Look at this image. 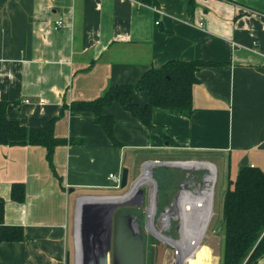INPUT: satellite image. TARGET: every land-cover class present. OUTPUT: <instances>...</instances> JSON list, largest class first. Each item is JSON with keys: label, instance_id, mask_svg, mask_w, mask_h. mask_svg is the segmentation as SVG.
Listing matches in <instances>:
<instances>
[{"label": "crops", "instance_id": "0c3cea01", "mask_svg": "<svg viewBox=\"0 0 264 264\" xmlns=\"http://www.w3.org/2000/svg\"><path fill=\"white\" fill-rule=\"evenodd\" d=\"M59 21L64 26L56 29ZM171 60L222 65L197 73L191 118L154 109L153 125L169 137L168 146L114 104L104 113L115 119L121 147L90 113L66 111L55 135L82 143L55 150V172L44 147H0L3 225L22 227L25 235L0 243V264H67L68 255L69 264H81L79 201L116 194L110 175L121 178L125 168L135 181L149 163L207 154L226 159L235 176L246 160L264 170V0H196L188 18L135 0H0V101L10 104L9 120L23 126L45 127L65 103L136 85ZM134 101L145 106L149 95L137 93ZM197 164L183 167L205 166ZM15 184L25 186L23 203L12 200ZM201 188L204 205H213L210 189ZM208 249L222 264L221 251Z\"/></svg>", "mask_w": 264, "mask_h": 264}, {"label": "trees", "instance_id": "16d2710c", "mask_svg": "<svg viewBox=\"0 0 264 264\" xmlns=\"http://www.w3.org/2000/svg\"><path fill=\"white\" fill-rule=\"evenodd\" d=\"M157 9L164 8L171 15L181 18L192 17L196 0H191L189 10L183 13L182 0H135ZM232 2V0H221ZM221 63L204 60H171L161 68L148 70L136 85H118L110 87L101 97L93 101L65 103L58 117L41 128H29L9 120V103L0 101V147L1 146H40L47 150V160L55 172L54 155L59 146L78 144L76 139H62L55 135L56 122L66 111L86 112L93 117L95 124L101 126L113 146L121 147L115 137V119L105 115L107 107L119 104L151 132L154 109L169 114L191 118L194 113L193 88L199 83L197 73L206 67L221 66ZM147 92L149 103L140 106L134 101V95ZM165 141H170L165 140ZM163 170L167 171V168ZM170 171V170H169ZM157 173L159 182L166 178ZM26 189L23 184L12 187V200L23 203ZM5 201L0 198V243L21 242L25 239L22 227H7L4 224ZM224 221L228 222L225 234L222 264H258L264 257V170L259 167L243 165L236 179L229 181L224 197ZM120 214V213H118Z\"/></svg>", "mask_w": 264, "mask_h": 264}, {"label": "rangeland", "instance_id": "374dc122", "mask_svg": "<svg viewBox=\"0 0 264 264\" xmlns=\"http://www.w3.org/2000/svg\"><path fill=\"white\" fill-rule=\"evenodd\" d=\"M195 157L197 159H202V160L204 159V161L192 160L188 162L210 163V165L214 164L217 167L216 181L213 188L214 191H213L212 211L210 215L207 216L208 227L206 226L205 233L203 234L200 240V245L202 243L208 248L213 249L215 253H219V251H221V254L223 255L224 244H225V234L223 232V225L225 222L224 213H223L224 197L229 188V181L231 180V178L236 179V176L235 173H233V171L230 170L227 160L223 159L222 157L210 156L207 154H201ZM163 169L164 168L162 167L155 170V172L159 171L158 173L160 176H164V178H166L165 181H163V184L159 182V177L157 173L155 175L154 172V178L155 181L157 182V194L156 192H154L155 185L152 181L143 182L144 184L140 181V186L138 188L137 194L130 199L121 201V203L123 202L125 203L117 209L114 216L116 218V215H118V213L133 214L136 217V219L139 221L140 232H141L140 235L144 238L145 241L146 264H177L179 262H182V264H190V262L188 261H185L184 263L183 259L180 260L182 256V252L184 253L185 256H188L190 252L183 251V248L186 246V241L185 238H183L185 229L183 228L182 223H180L182 209L179 208V199L185 197L184 195H182V193L185 192L186 196L190 200H192L193 197L192 193H194L195 190H198L203 186H205V191H208L210 189V185L212 181V174H213L212 168L206 166H196V167L186 166V167H170L167 168V171ZM140 177H138L135 181H137ZM134 178H135L134 174L131 173L129 177L128 187H126L125 189L120 188L116 190L115 189L110 190V192H114L116 194H108V196L124 197V195L127 194L126 192L129 191L131 185L135 182ZM140 190L143 191L142 196H138L141 195ZM201 191L202 188L200 189L199 192ZM155 198H156L155 223L157 224L158 219L161 217L159 225L161 226V228H163L166 231L164 232V235L169 239L179 241L180 244L182 245L181 249L171 243L160 240L156 235L149 233V231L146 229L147 214L150 211V207L154 205ZM202 199H204L203 202H199L200 213H201V208L204 205V202L207 200L205 197H203ZM208 205L209 203L204 205V208H202L201 218L203 222L204 219L206 218L205 217L207 214L206 207ZM168 207H171V209L166 211ZM192 209L193 206H189L188 208L189 220H192V217L196 216L193 213ZM106 215L107 212L104 210L101 211L100 213L99 212L94 213V217L96 218V220L99 219L104 220ZM169 220L171 221L172 224H170ZM197 256H201L204 262L209 259L208 257L209 255L207 253H203Z\"/></svg>", "mask_w": 264, "mask_h": 264}, {"label": "water", "instance_id": "95a60500", "mask_svg": "<svg viewBox=\"0 0 264 264\" xmlns=\"http://www.w3.org/2000/svg\"><path fill=\"white\" fill-rule=\"evenodd\" d=\"M184 3L183 13L186 15L191 0H182ZM153 134L160 136L164 140H169V137L163 132L161 128H155ZM166 145H169V141H166ZM185 163L189 162H153L149 163L154 166L150 167L152 171V182L155 185L154 192L157 194V182L154 178V172L156 169L165 167H183ZM204 163V162H203ZM210 164V163H207ZM143 170L141 177L137 180L139 181L144 176ZM243 165H248V161H244ZM135 181L131 187L129 195L135 186ZM129 185V170L124 169L121 174V189H125ZM110 198V197H109ZM121 198V197H115ZM85 199V198H84ZM88 199V198H87ZM91 199H103L102 197H91ZM80 202V201H79ZM123 203L109 204V203H86L81 208V253L80 260L81 264H146L145 261V241L140 235V224L139 221L133 214H119L115 221V230H113L114 215L117 209L123 205ZM79 207V205H78ZM168 207L166 211L170 210ZM106 211L107 215L104 220H96L94 213H100L101 211ZM165 214V213H163ZM95 218V219H94ZM161 218V217H160ZM160 218L157 224L153 218L152 226L149 221V215L147 214V224L146 229L153 235L158 234L164 235L166 232L159 225ZM170 221V220H169ZM170 224L171 221H170ZM228 222L225 221L223 225L224 234L227 233ZM114 231V232H113ZM169 239L168 237H166ZM160 239V238H159ZM161 240V239H160ZM172 240V239H170ZM178 242L176 240H172ZM70 255H68L67 264H69ZM79 259V257H78ZM80 260H78L80 262ZM177 264H182L181 262Z\"/></svg>", "mask_w": 264, "mask_h": 264}, {"label": "bare ground", "instance_id": "6f19581e", "mask_svg": "<svg viewBox=\"0 0 264 264\" xmlns=\"http://www.w3.org/2000/svg\"><path fill=\"white\" fill-rule=\"evenodd\" d=\"M198 164L199 165L209 166V167H211L213 169L212 182H211L210 193H209L210 194V198H212L213 191H214L213 188H214V184H215V181H216V168H215V166L207 164V163H198ZM150 165H152V164H150ZM150 165H148V166H150ZM144 172H146L147 175L144 174V176L139 181H137L135 183L133 191L129 195L125 196V197H121V198H106V199L105 198H103V199H91V198H88V199L81 200L79 202L78 225H77L78 233L80 232V227H81V208H82V206L84 204H86V203H109V204L111 203V204H116L117 202L121 203V201H124V200H127V199H130V198L134 197L137 194V192H138V188L140 186V181L142 183L143 182L152 181V179H151L152 176H150L148 167H147V169ZM200 189L201 188H199L198 190H195V192L192 193L193 194L192 200H190L186 196L185 192L182 193V195H184L185 197L179 199V208L182 209V215H181V218H180V223H182V226L185 229L183 238H185V241H186V246L183 248V251L190 252L188 256H185L184 253L182 252V256H181L180 260L183 259L184 263H185V261H188V262H190V264H204V263L205 264H217L216 259H214L211 256L210 250L208 248L200 245V240H201L203 234L205 233V229H206L207 221H208V217L205 218L204 222H203V220L201 218L202 212L200 213L199 199H201L202 196L200 195V192H199ZM190 201H192V202H190ZM211 202H212V200H211ZM211 202H209V205H208L209 215H210V213L212 211V203ZM182 204H183V206H182ZM189 206H193L192 210H193V213L196 215L195 217H192V220L188 219V217H189L188 216L189 215V211H188ZM154 209L156 211L155 203H154V205H152L150 207L151 218L149 219V221H151V224H152L153 218L155 216ZM157 234L159 236L158 238H160L161 240L166 241L168 243H171V244L177 246L180 249L182 248V245L180 244L179 241L178 242H174V241H172L170 239H167L166 237H164L163 235H161L159 233H157ZM79 240L81 242V235H80V239ZM203 253H207L209 255L208 256L209 259L207 261H205V262L203 261V258L201 256H197V255H201Z\"/></svg>", "mask_w": 264, "mask_h": 264}, {"label": "built area", "instance_id": "2783aa9c", "mask_svg": "<svg viewBox=\"0 0 264 264\" xmlns=\"http://www.w3.org/2000/svg\"><path fill=\"white\" fill-rule=\"evenodd\" d=\"M157 24H159V22ZM63 26L64 25H63V23L61 21H59V22L56 23V29L61 28ZM200 27H203V24H200ZM257 46H258V43L255 42L254 45H253V47L255 48ZM110 179H112L115 182L117 188H120V186H121V178H117L114 174H112V175H110ZM140 192H142V194H143V191L142 190H140ZM142 194L141 195H138V196H142ZM109 197L110 198H115L113 196H105V197H102V198H109ZM148 215H149V218H151L150 211L148 212ZM154 219H155V216H154Z\"/></svg>", "mask_w": 264, "mask_h": 264}, {"label": "flooded vegetation", "instance_id": "af4514ba", "mask_svg": "<svg viewBox=\"0 0 264 264\" xmlns=\"http://www.w3.org/2000/svg\"><path fill=\"white\" fill-rule=\"evenodd\" d=\"M213 175V174H212ZM212 182V181H211ZM203 188L205 189V186H203ZM129 191H130V189H129ZM129 191H127L126 193H129ZM141 194H142V192H141ZM202 207V206H201ZM202 208H204V206L202 207ZM202 208H201V212H202ZM206 209H207V214H206V216L205 217H207L208 215H209V212H208V206L206 207ZM156 213V212H155ZM119 215V214H118ZM118 215H116V218H117V216ZM202 215V214H201ZM116 218H115V216H114V222H113V230H115V221H116ZM204 221H205V219H204ZM114 232V231H113Z\"/></svg>", "mask_w": 264, "mask_h": 264}]
</instances>
